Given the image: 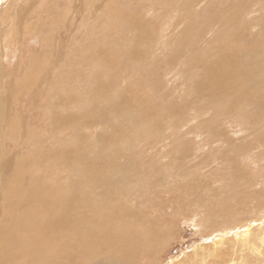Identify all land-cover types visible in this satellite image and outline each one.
Returning a JSON list of instances; mask_svg holds the SVG:
<instances>
[{
	"label": "rangeland",
	"instance_id": "1",
	"mask_svg": "<svg viewBox=\"0 0 264 264\" xmlns=\"http://www.w3.org/2000/svg\"><path fill=\"white\" fill-rule=\"evenodd\" d=\"M3 1L15 42L0 52V211L38 218L7 222L30 228L9 227L29 238L20 252L52 210L70 232L56 230L55 253L82 224L81 258L110 254L92 264H264V0ZM219 67L224 93L209 81L200 91ZM78 202L107 214L70 225L67 204ZM121 207L134 215L122 216L121 246L96 244L98 227L85 229ZM40 256L23 259L47 264Z\"/></svg>",
	"mask_w": 264,
	"mask_h": 264
},
{
	"label": "bare ground",
	"instance_id": "2",
	"mask_svg": "<svg viewBox=\"0 0 264 264\" xmlns=\"http://www.w3.org/2000/svg\"><path fill=\"white\" fill-rule=\"evenodd\" d=\"M2 1L3 0H0V6H1V4H4V3H2ZM7 1V0H6ZM161 1V0H160ZM4 2V1H3ZM72 8H74V7H72ZM107 8V7H106ZM246 13V12H245ZM213 15V14H212ZM211 17V16H210ZM12 22V21H11ZM72 22V21H71ZM3 25H0V52L1 53H3L2 54V56H5L6 55V53H7V47H8V44L13 40L14 42H15V39L14 38H11V40H6V38H5V36H6V33H7V30L5 29V27H2ZM162 31V30H161ZM42 32V31H41ZM69 33H70V30H69ZM236 35V34H235ZM257 41V40H256ZM255 41V42H256ZM5 42V43H4ZM179 43V42H178ZM73 44V43H72ZM223 44V43H222ZM257 44V43H256ZM240 45V44H239ZM249 46H250V44H248ZM74 46V45H73ZM80 46V45H79ZM79 46H76V47H78V49L79 50H81V46L79 47ZM165 46V45H164ZM163 46V47H164ZM241 46V45H240ZM229 48H230V46H228ZM233 47V46H232ZM247 47V46H246ZM72 48V47H71ZM160 48V47H159ZM239 48V47H238ZM254 48H256V47H254ZM189 49V48H188ZM251 49V48H250ZM252 49H253V46H252ZM221 50V49H220ZM225 50V49H224ZM234 50V49H233ZM248 50V49H247ZM229 51V50H228ZM223 52V51H222ZM225 52V51H224ZM233 52V51H232ZM237 51L235 50V53H236ZM230 53V52H229ZM78 54V53H77ZM195 54V53H194ZM232 54H234V52L232 53ZM68 55H69V53H68ZM238 55H240V54H238ZM241 56V55H240ZM75 57H78L79 58V60H81V58L82 57H80V56H77V55H75L74 54V58ZM198 57V56H197ZM231 58V57H230ZM82 59H84V58H82ZM227 59H229L228 57L226 58V55H224L223 56V64L227 61ZM78 60V61H79ZM236 60H237V58H236ZM1 61V60H0ZM263 61H260V63H262ZM185 63V62H184ZM237 63V62H236ZM4 65H6V63L4 64ZM228 65V64H227ZM230 65V64H229ZM217 66H221L220 64H218V63H216V67ZM195 67V66H194ZM4 68V67H3ZM237 68V67H236ZM169 69V68H168ZM17 70V69H16ZM176 70V69H175ZM180 70V69H179ZM7 71V68L5 69V72ZM236 71H237V69H236ZM4 72V71H3ZM178 73H180V72H178ZM15 74H17L16 73V71H15ZM167 74V73H166ZM182 74H183V72H182ZM181 74V75H182ZM228 74V73H227ZM174 75V74H173ZM178 75V74H177ZM180 75V74H179ZM181 75L179 76V78L181 77ZM226 73L224 74V72H223V68L222 67H219V68H211L210 69V71L207 73V77H206V82H204V83H201L198 87H199V89H201L200 91H202V90H205V89H207L208 88V90H210V88H209V83H208V81L209 82H212V83H216V93H218V92H220L221 91V93H224V91L226 90V88H227V86H226V81H228V76L226 75ZM233 75V74H232ZM146 76H147V74H146ZM168 76V75H167ZM237 76V75H236ZM38 77V76H37ZM36 77V78H37ZM191 77H193V76H191ZM190 77V78H191ZM191 80V79H190ZM45 82V81H44ZM182 82V81H181ZM172 84V83H171ZM40 85V84H39ZM192 85V84H191ZM240 85V84H239ZM242 86V85H241ZM43 88H45V87H43ZM240 88H242V87H240ZM22 88H20L19 89V91L21 90ZM47 90H48V88H47ZM190 90V89H189ZM49 91H51V90H49ZM89 92V91H88ZM43 94H45V93H43ZM9 95V94H8ZM7 95V96H8ZM54 95H56L54 98H59V94H54ZM218 95H222V94H218ZM8 98V97H7ZM53 98V99H54ZM220 98H222V97H220ZM264 98V97H263ZM8 100V99H7ZM197 100V99H196ZM264 101V100H263ZM219 103V102H218ZM237 105V104H236ZM223 106V105H222ZM240 106H242V105H240ZM245 106V105H244ZM232 107V106H231ZM237 107V106H236ZM246 107V106H245ZM9 109H10V107H8ZM12 108V107H11ZM234 108V107H233ZM241 108V107H240ZM243 108V107H242ZM259 108V107H258ZM261 108V107H260ZM198 109V108H197ZM246 109V108H245ZM8 109H6V106H5V104L2 102V103H0V114L1 115H4V114H8L7 111ZM240 110V109H239ZM196 111V110H195ZM198 112H199V110H197ZM234 111V110H233ZM259 111V110H258ZM190 112H192V111H190ZM206 112V111H205ZM224 112V111H223ZM245 112V111H244ZM12 113V112H11ZM10 112H9V114H11ZM194 113H196V112H194ZM246 113V112H245ZM252 113V112H251ZM256 115V114H255ZM264 116V115H263ZM50 117L52 118V120L51 121H53V122H55V120H56V115H55V111L52 109L51 110V113H50ZM253 117V116H252ZM50 118V119H51ZM65 119V117H63V119H62V121ZM204 120V119H203ZM260 120V119H259ZM261 121V120H260ZM12 121H10L9 123H8V127L9 128H12V123H11ZM22 123V122H21ZM50 123H52V122H50ZM24 122L22 123V124H20L19 123V121H18V125L15 123V125H16V127L15 128H17L18 130H17V134H16V139H18L17 141H19L20 139H22L23 138V136H24V138H23V141L25 142H27V140H24V139H28V137H29V134L31 135L32 133H29L28 131L29 130H27V127H25L24 126ZM239 124V123H238ZM22 125L26 128H24V127H22ZM50 125H52V124H50ZM66 125V124H65ZM20 126L23 128L22 129V132H20ZM53 126V125H52ZM54 127V126H53ZM66 126H64V128H65ZM52 129V128H51ZM54 129V128H53ZM50 130V129H49ZM55 130V129H54ZM20 134H22V135H20ZM23 143V142H22ZM27 145V144H26ZM19 148V147H18ZM41 154V153H40ZM195 158V157H194ZM195 160V159H194ZM193 160V161H194ZM6 169V168H5ZM6 170H8V169H6ZM82 191H83V193H81V197H87V199H88V195L90 194V191L89 190H86V188H83L82 189ZM85 191H87V193H85ZM24 192V191H23ZM31 193V192H30ZM19 195V194H18ZM21 195H24V193H22L21 192ZM29 195H31V194H29ZM33 195H34V193H33ZM32 196V195H31ZM30 196V197H31ZM17 197H19V196H17ZM35 197H37V196H35ZM39 197V196H38ZM42 197H44V196H42ZM10 198V197H9ZM20 198V197H19ZM25 198V197H24ZM27 198V197H26ZM18 199V198H17ZM16 199V200H17ZM38 199V198H37ZM48 199H49V197H48ZM48 199H46V200H48ZM24 200V199H23ZM22 200V201H23ZM26 200V199H25ZM31 200H32V198H31ZM39 200V199H38ZM52 200V199H51ZM10 201V200H9ZM18 201V200H17ZM21 201V202H22ZM33 201H35V200H33ZM53 201H54V199H53ZM88 201V200H87ZM52 202V201H51ZM121 202V201H120ZM14 203V202H13ZM18 203V202H17ZM19 203H20V201H19ZM22 203H26V202H22ZM29 203H30V201H29ZM32 203V202H31ZM41 203V202H40ZM45 203V202H44ZM34 204V203H33ZM8 205V204H7ZM6 205V206H7ZM16 205V204H15ZM20 205V204H19ZM36 205H37V203H36ZM35 205V206H36ZM44 205V204H43ZM46 205H48V204H46ZM34 206V207H35ZM125 206V205H124ZM33 207V206H32ZM33 207V209H37L38 208V206L37 207H35L34 208ZM48 207V206H47ZM47 207H45V208H47ZM70 207L73 209V211L72 212H70V213H67L66 212V214H69V217H68V222L70 223V225H74V223L76 222V220H77V222H79L78 220H80V221H82L83 222V224H84V226H85V228H87V226H89L90 224L91 225H94V224H92V223H94V221H95V219H97V218H100V217H102V216H105L106 214H107V208L106 207H104L103 205H101V207L100 208H98L96 211L94 210V212L92 213V214H89L88 213V210L86 209V207L85 206H82L81 205V203H75V204H67V208H68V210H70ZM7 208H9V207H7ZM21 208V207H20ZM39 210L37 211V213H38V216L40 215V213H41V209H42V204H40V206H39ZM53 208V207H52ZM79 208V209H78ZM59 209V208H58ZM61 209V208H60ZM62 209H64L63 207H62ZM21 210V209H20ZM67 209L65 208V211H66ZM15 211H17L16 210V208H15ZM22 211V210H21ZM59 211H61V210H59ZM58 211V212H59ZM75 211H77V212H79V214L81 215H77V213H76V215H74L75 213ZM46 212V211H45ZM50 212V213H49ZM48 213H46L47 214V216H49L47 219V222L45 223V225H44V227H41L40 226V229H39V231L38 232H36V235H34V237H31V240H34L35 242L34 243H32L31 245H29V246H24L25 247V252H27L28 254H22V251L20 252V250H21V240H29V238L26 236V237H20V238H18V237H16V236H18V234L16 235V236H14L15 234H13V232H11L10 231V229H9V227H12V228H15V232H18V231H22L23 232V230H25V228H27V227H25V225H23V227H22V229L23 230H20L19 229V226L18 225H16L17 227H18V229H17V227H13V226H10V225H7V222L8 221H10V222H17V223H19V224H22V223H24V224H26V225H30L31 223H32V221L31 220H33L34 218L33 217H31V218H33V219H31L30 217V221H23L24 219H22L21 220V218L20 217H17V216H15L14 214H4V210H2V211H0V239H3L4 240V242H6V241H9L8 242V245L6 246V244L4 245V246H6V247H2L1 245H0V264H20V263H25V264H28V263H26L25 261H24V259L23 258H26V259H30V258H32L33 260H35L36 258L38 259L39 257V255H42V256H40V257H43L44 259H45V261H46V263L47 264H51V263H49V260H50V253H49V248H50V252H51V260H50V262H52V263H58V264H66V263H71V264H92V263H94V261L95 260H102L103 262L105 261L104 260V257L105 256H109L110 254H108V253H94V254H92V255H89V256H87L88 255V253H87V251H86V253L84 254V256L86 255V257H83V258H81V256H80V248H81V246H80V244L82 243L83 244V242L82 241H79L80 240V238L82 237L81 235H80V237L78 236V233H80V231L82 230V224L80 225L79 224V226L77 225V227L78 228H74L73 227V231H71V232H73L72 233V235H71V240H68V239H66V240H68L67 242H63V243H61L62 244V252H60V253H55V250H56V247H55V243H53V242H55V240L56 239H58L57 237H56V230H61L62 232L63 231H65L66 230V222H65V220L63 219V220H61L60 218H54V216H53V212H52V210L51 211H49ZM58 212H55V209H54V215L56 214V213H58ZM96 212H97V214H98V216L99 217H97V214H96ZM122 212V213H121ZM31 213V212H30ZM63 213V212H62ZM22 214V213H21ZM24 214V213H23ZM32 214H34V213H32ZM41 214H43V213H41ZM59 214V213H58ZM57 214V215H58ZM60 214H61V212H60ZM59 214V215H60ZM17 215V214H16ZM18 215H20V213H18ZM26 215V214H25ZM36 214H34V216H35ZM44 215V214H43ZM123 215H125V216H128V217H134V215H133V211L131 210V211H129V209H128V207H121L120 208V210L118 211V212H116L114 215H112L108 220H105V221H101L100 222V224L99 225H95V226H93L92 228H89V229H85V231L86 230H92V229H94L95 227H98V230H95V231H99L100 232V234H99V238L101 239V240H99V241H97V242H95L96 244H101L102 245V247H104L105 248V244H112V245H114V244H116V243H119V246H121V244H122V241H119V240H122L124 237L126 238V235H124L125 234V232H124V234H123V227H124V224L125 223H123L122 221V216ZM21 216V215H20ZM23 216V215H22ZM27 216V215H26ZM33 216V215H32ZM37 216V215H36ZM46 216V217H47ZM59 217V216H58ZM65 217V216H64ZM28 218V219H29ZM43 218H44V216H43ZM108 218V217H107ZM38 218L36 217V220L34 219L33 221H38L37 220ZM41 219V218H40ZM43 220L41 219V221H40V223L42 222ZM45 221H46V219H45ZM67 221V220H66ZM97 221H98V219H97ZM96 221V222H97ZM127 221V220H126ZM135 221V220H134ZM143 221V220H142ZM39 223V224H40ZM43 223V222H42ZM42 223H41V225H42ZM13 224V223H12ZM44 224V223H43ZM110 225V227L112 228V231H110L109 232V229L107 228L108 226L107 225ZM129 224V223H128ZM145 224V223H144ZM38 225V224H37ZM36 225V226H37ZM132 225V224H131ZM127 226V225H126ZM133 226V225H132ZM137 226V225H136ZM146 226V225H145ZM151 226V225H150ZM150 226H149V228H150ZM69 227V226H68ZM71 228H68V230L70 229V230H72V226H70ZM138 227V226H137ZM34 229L35 228H37V227H33ZM47 228H48V231H46L47 230ZM133 228H134V226H133ZM27 229H29L30 230V228H27ZM44 229V230H43ZM46 229V230H45ZM75 229H76V231H75ZM140 229V228H139ZM151 229V228H150ZM37 230V229H36ZM80 230V231H79ZM84 230V229H83ZM127 230V229H126ZM125 230V231H126ZM129 230V229H128ZM248 230V229H247ZM246 230V231H247ZM67 231V230H66ZM77 231H78V233H77ZM144 231V234L143 235H145L146 233H148V229H146V230H143ZM142 231V232H143ZM26 232V231H25ZM68 232V231H67ZM82 232V231H81ZM88 232V231H87ZM87 232L85 233V234H87ZM152 232V231H151ZM31 233V232H30ZM38 233V234H37ZM61 233V232H60ZM68 233H70V232H68ZM132 233V229H131V227H130V231H129V234H131ZM153 233H154V231H153ZM152 233V234H153ZM6 234L8 235V237L9 238H7V239H4V237L6 236ZM27 234V233H26ZM93 234V233H92ZM126 234H127V232H126ZM129 234H128V236H129ZM150 234V233H149ZM60 236H62V234H59ZM58 236V235H57ZM64 236H65V234H64ZM89 236V235H88ZM91 236V235H90ZM154 236V235H153ZM65 237H68V236H65ZM70 237V236H69ZM85 237H86V235H85ZM96 237V236H95ZM148 237V236H147ZM6 238V237H5ZM63 238V237H62ZM83 238V237H82ZM91 238H92V236H91ZM76 239H79V240H76ZM87 239V238H86ZM86 239H85V241H86ZM95 239H97V238H95ZM6 240V241H5ZM93 241H94V239H92ZM138 240V239H137ZM42 241H43V243H42ZM58 241V240H57ZM125 241H128V240H125ZM149 241H151V239L149 238V239H146L145 240V242L144 241H142V244L144 245V246H151V245H148V242ZM59 242V241H58ZM3 243V242H2ZM25 243H26V241H25ZM86 243V242H85ZM88 243V242H87ZM93 243V242H92ZM114 243V244H113ZM126 243H128V242H126ZM135 243V242H134ZM9 244H10V246H9ZM53 244V245H52ZM91 244V243H90ZM96 244H94V245H96ZM128 244H130V243H128ZM92 245V244H91ZM90 245V246H91ZM111 245V246H112ZM135 245H136V243H135ZM138 245V244H137ZM141 245V244H140ZM85 246V244L83 245V247ZM88 246V245H87ZM116 246H118V245H116ZM133 246V245H132ZM113 247V246H112ZM123 247V246H122ZM124 247H126V246H124ZM99 248H101V247H99ZM107 248V247H106ZM130 248V247H129ZM128 248V249H129ZM133 248V247H132ZM136 248V247H135ZM149 248V247H148ZM60 250V249H59ZM59 250L57 251V252H59ZM84 250H87V248L85 249L84 248ZM83 250V251H84ZM90 250V249H89ZM92 250V249H91ZM110 251H112V250H110ZM109 252V251H108ZM133 252V251H132ZM110 253H112V252H110ZM119 253V252H118ZM123 253V252H122ZM141 253V252H140ZM140 253H139V255H140ZM134 254V253H133ZM125 255H127V254H125ZM120 256V255H119ZM124 257V256H123ZM127 257V256H126ZM122 258V257H121ZM128 258H130V257H128ZM127 258V259H128ZM143 258V257H142ZM142 258H139V259H142ZM44 259H43V261H44ZM117 259H118V257H116L115 258V261H114V263H116L117 262ZM138 259V260H139ZM41 260H42V258H41ZM74 260H75V263H74ZM122 260V259H121ZM131 260V259H130ZM30 261V260H29ZM37 261V260H36ZM123 261V260H122ZM38 262V261H37ZM36 262V263H37ZM39 262H41V261H39ZM131 262H132V260H131ZM33 263H34V261H33ZM44 263V262H43ZM128 263H130V262H127L126 264H128ZM30 264H32V263H30ZM40 264H42V263H40ZM45 264V263H44ZM121 264V263H120ZM123 264V263H122ZM133 264V263H132Z\"/></svg>",
	"mask_w": 264,
	"mask_h": 264
}]
</instances>
